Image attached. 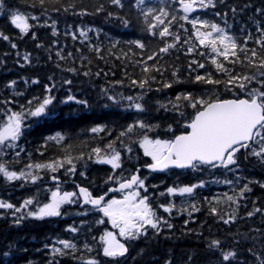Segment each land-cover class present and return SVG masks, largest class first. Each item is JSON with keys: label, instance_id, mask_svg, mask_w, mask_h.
Returning a JSON list of instances; mask_svg holds the SVG:
<instances>
[{"label": "trees", "instance_id": "1", "mask_svg": "<svg viewBox=\"0 0 264 264\" xmlns=\"http://www.w3.org/2000/svg\"><path fill=\"white\" fill-rule=\"evenodd\" d=\"M6 7H18L22 12L42 16V10L30 7L33 0H0ZM73 0H59V3L67 5ZM172 3L173 0H167ZM216 7L214 9L197 10L195 15L203 19L215 21L221 26L227 20L230 25L229 32L234 35L239 43H244L243 37L251 33L255 39L256 22L259 21L264 25V15L257 13L256 9H264V0H214ZM75 3L87 8L86 15H79L72 11L48 12L38 22L29 20L33 25L30 32L20 36L7 20L3 10H0V32L8 35L11 42L17 44V48H11L8 41L0 39V101H9L7 105L0 103V108H12L18 110L19 105L26 104L27 100L34 96L43 95V85L48 84L52 89V94L56 97L54 105L51 106L49 118L39 125H35L24 131L23 136L18 139V147L13 149L5 148V155L0 157L9 162V167L19 171L28 164L29 160L35 162H45L62 155L61 146L55 142H49L44 147V138L47 136L61 133L65 136L64 146L72 144L76 146L73 154H77L82 144H87L85 151V160L78 162L77 171L72 175H66L63 169L58 171L61 188L64 191L74 190L75 184L89 187L95 195L107 192L108 187H115L114 183H107V177L112 174L110 165L95 162L87 159L88 151L91 147H103L110 140H114L118 132L126 126L127 123L134 119H144L149 123L159 125L156 135L161 138H168V125H172L173 131L179 133L180 127L184 123L180 120L177 124V114L171 110L159 107L160 104H166L173 99L178 92L189 91L200 94L211 89L202 84H193L189 79L187 72L188 62L193 59H201L205 63L204 72L215 74L214 67L210 62L201 57L199 52L195 55H186L188 45L183 41L191 37V25L185 23L184 28L177 29L175 26L172 31L179 32L181 40L177 43L170 54L163 57L162 63L171 64L173 68H178L179 76L183 83L174 84L170 89L155 91L160 87L159 84L150 85L152 91L147 92L144 105L146 112L137 114L135 110L125 109L122 105H113L107 101L106 96L101 89H107L108 94L122 93L123 95H133L138 89L129 86V79H140L142 77L141 69L135 65L139 56H133L129 53L130 58H122V54L128 52V41L141 39L147 45V51L150 52L161 45L158 37H151L142 31V24L137 17L135 9L130 5L135 0H123V8H114L107 0H75ZM99 3L105 4L102 13L95 14L94 6ZM148 6L156 7L159 0H145ZM235 7L236 14L233 15L232 8ZM114 13L112 17L108 12ZM219 12L217 16L215 13ZM226 14V15H225ZM192 14H190L191 16ZM117 16H124L130 20V25L125 27L121 24ZM47 20L48 26L44 21ZM57 21V35L53 36L51 32V21ZM39 26H36V25ZM88 29L87 39L80 37L76 28ZM35 32L36 37L33 39L31 33ZM70 33V34H66ZM76 39L72 38V35ZM194 40V37H191ZM53 41H56L53 44ZM118 41L116 49L109 51L111 44ZM171 42V40L169 41ZM41 44L42 47H37ZM89 45H98L101 52L97 54ZM249 48L255 45L249 41ZM133 52H139L134 45L131 46ZM79 49V51H77ZM60 51L65 59L61 60L56 56ZM206 52V49H200ZM19 53V56L17 55ZM28 53L30 62L23 63V55ZM71 53V56L68 54ZM59 65V66H58ZM195 67V66H193ZM229 67H231L229 65ZM74 68L75 72H69L66 69ZM243 71L242 68H237ZM84 73H88L85 75ZM216 78L222 79L220 75ZM36 79L37 84L31 81ZM161 76L156 74V80L159 81ZM164 79H171V69L164 74ZM9 80L16 83L13 89L5 87ZM69 80L71 83L65 85L64 81ZM115 81H122L121 84H115ZM27 82V83H26ZM255 86V85H253ZM71 92L78 99L88 101V107L78 105L75 102L61 103L64 97ZM22 93V95H15ZM218 95L223 98H231V93L225 95L224 88L221 85ZM190 111V110H189ZM2 118V117H0ZM104 125L110 132H101L92 134L88 131L94 125ZM151 135V134H150ZM127 142V141H125ZM118 146V145H117ZM21 149L23 151H21ZM132 152L122 151V169L115 175L130 176L139 168L138 175L146 178L147 192L144 189H138L142 195L147 194L154 208L160 203H167V196L159 197L157 194L164 192L169 185L191 184L204 180L206 183L203 187L194 190V195L187 200L191 205L193 201L198 202V211L192 213L189 218L187 213H177L173 211L171 216L158 210L168 223L173 225L172 229L166 226L162 228L159 234L149 230L145 237L137 241L130 242L129 253L120 261V264H164L165 260H170L171 264H187L189 256H192L191 264H216L217 254L207 247V242L216 238L222 241L223 247L235 249L237 252L236 264H252L253 257L248 254V249L260 252L264 245V216L259 213L253 217H247L246 212L250 211L256 202L255 207L264 208V188L260 187L264 183V165L254 157H246V153L241 151L237 158L236 172H230L225 169H202L193 172L190 169H172L164 172H148L143 165L150 162V158L144 157L138 144L132 145ZM14 152H20L18 158L14 157ZM18 160V162H17ZM80 171L85 173V177L80 176ZM41 179L35 184L21 181L6 182L0 176V200L9 201L15 205L26 197L36 195L39 191L40 199L45 200L47 196L46 186L54 188L55 184L49 179L47 172H41ZM240 177L239 187L244 183L252 181L249 184L251 191L245 194V197L239 200V207L236 209L237 218L229 224H224L217 216L210 214V206L217 207L221 214L231 212L232 208L225 200L223 204L217 205L214 197L224 198V194H234V188L237 185L222 183L224 180H235ZM156 187L153 188L152 186ZM116 197L121 194H115ZM112 194H109L108 198ZM177 206L181 205V198H173ZM90 205L84 207L80 204L66 205L63 207L62 214L59 217L46 218L44 220H25L20 225L12 223L10 214L3 215L0 210V250H7L9 243H15L19 249L26 251L16 252L15 264H26L31 260L32 264H48L49 253L45 244L52 243V238L69 239L78 246L85 242L92 243L94 252L92 255L100 264H109L108 259L103 257L100 250L96 248L93 238H98L105 226L95 223L99 219L90 211ZM227 218V217H225ZM188 219L189 223L184 224ZM75 226L77 233L66 231L68 226ZM110 228V226H107ZM258 229L259 231H255ZM141 250L143 252L141 253ZM15 251V250H14ZM80 252L75 253L79 257ZM56 264H80L73 255L61 256L56 258Z\"/></svg>", "mask_w": 264, "mask_h": 264}, {"label": "snow or ice", "instance_id": "2", "mask_svg": "<svg viewBox=\"0 0 264 264\" xmlns=\"http://www.w3.org/2000/svg\"><path fill=\"white\" fill-rule=\"evenodd\" d=\"M114 8H123V0H107ZM30 7L42 10V16L22 12L18 7H6L0 2V10H3L7 16L8 22L18 30L20 36L30 32L33 27L29 20L38 22L48 15V12L72 11L79 15L90 14L87 8L73 2L64 5L59 0H33ZM131 8L137 12V17L142 24V31L151 37H158L161 41L160 47L152 50L150 54L143 55L147 51V45L141 39L128 41V52L122 54V58H130L129 53L133 56H139L135 65L141 69L142 77L140 79H129V86L138 89L133 95H123L114 93L109 95L107 89H101L106 96L107 101L113 105H122L125 109L135 110L137 114H144L147 110L144 105V99L147 92L152 91V83L159 84L160 87L155 91L170 89L174 84H180L184 81L179 76L178 68H173L171 64L162 63L163 57L170 54L171 50L176 47L181 40L179 32H173L172 28H184V24L191 25V37L185 39L183 43L188 45L186 55H199L207 59L215 69L212 72H204L205 63L201 59L193 58L188 62L187 72L189 79L193 84H202L211 89L200 94L194 92L182 91L167 101L166 104H160L159 107L168 110L171 106L177 114V124L180 120L184 123L179 125L180 130L177 134L173 131L172 125H168V138H161L156 135L159 125L147 122L144 119H134L127 123L117 134L114 140H110L103 147H91L87 154V159L95 162L110 165L112 174L107 177V183H114L115 187H108L107 192L95 195L89 190V187L75 184L74 190L64 191L58 176V171L63 169L66 175H72L77 171L78 162L85 160L84 148L87 144H82L77 154H73L76 146L68 144L64 146L65 136L61 133L47 136L44 138V147L49 142H55L61 146L62 155L45 162L33 163L29 160L28 164L19 171L9 167L6 159L0 158V176L6 182L21 181L35 184L41 179V172H47L49 179L55 184L54 188L46 186L47 196L45 200L40 199L39 191L36 195L26 197L19 205H15L6 200H0V210L3 215L8 214L12 217L14 225H20L25 220H44L46 218L59 217L62 214L63 207L66 205L80 204L84 207L91 206L90 211L98 215L99 219L95 221L97 225L105 226L98 238H93L96 248L100 250L103 257L108 259L109 264H120L129 253L130 242L137 241L145 237L149 230L159 234L163 227L172 229L173 225L168 223L167 219L159 214L158 210L171 216L173 211L177 213H187L191 218L192 213L197 212L198 206L196 201L191 205L187 204L188 198L194 195V190L205 185L204 180L191 184L169 185L164 192L158 193L159 197L167 196V203H160L154 208L147 194L142 195L138 189H144L147 192L146 178L142 179L136 172L126 177L124 175H115L122 169V151L132 152V145L138 144L144 157L150 158L143 167L149 172H164L172 169H190L193 172L202 169H225L230 172L238 171L237 158L241 151L246 153V157L256 158L264 165V25L259 21L256 22V37L253 39L251 33L243 37L244 43H239L237 38L229 32L230 25L225 20L224 25L203 19L195 15L197 10L214 9L216 4L214 0H173L168 3L167 0H159L156 7L148 6L145 0H135ZM105 9L104 3L94 6V13H102ZM257 13L264 15V9L257 8ZM233 15L236 14L235 7L232 8ZM190 14H192L190 16ZM217 16L219 12L215 13ZM113 12L109 11L108 16L112 17ZM226 15V14H225ZM121 24L125 27L130 25V20L124 16H117ZM48 26L47 20L44 21ZM36 26H39L38 24ZM51 32L53 36L57 35V21H51ZM80 37L87 39L88 29L77 27ZM70 34V33H66ZM33 39L36 33H31ZM73 39L76 36L72 35ZM0 39L8 41L11 48L16 49L17 44L11 42V38L0 32ZM171 40V42H169ZM249 41L254 47L249 48ZM56 41H53L55 44ZM118 41H114L109 51L116 49ZM132 45L139 52H133ZM38 48L41 44L36 45ZM99 54L101 48L96 45H89ZM206 49L207 51H200ZM79 51V49H77ZM19 56V53H17ZM71 56V53L68 54ZM56 56L63 60L65 57L60 51ZM30 62L28 53L23 55V63L26 65ZM229 65L231 67H229ZM59 66V65H58ZM195 66V67H193ZM243 71H238L237 68ZM171 69V79H164V74ZM69 72H75L76 69L68 68ZM87 75L88 73H84ZM156 74L161 76L159 81L156 80ZM216 75L223 78L218 79ZM14 80H9L5 85L8 89H13ZM27 83V82H26ZM32 84L39 83L33 79ZM71 82L65 80L64 84L69 85ZM115 84H121L122 81H115ZM223 86L224 93H231V98H223L218 95L220 86ZM255 85V86H253ZM19 96L22 93H15ZM56 97L52 94L48 84L43 85V95L34 96L27 100L26 104L19 105L18 110L12 108H0V157L5 155L4 149H15L18 147L17 141L24 131L35 125H39L49 118L51 106L54 105ZM75 102L83 107H88V101L78 99L74 94L69 92L61 103ZM7 105L9 101H0ZM190 110V111H189ZM92 134L101 132H110L104 125H94L88 129ZM151 134V135H150ZM127 141V142H125ZM118 145V146H117ZM21 151H23L21 149ZM20 152H14V157L18 158ZM18 162V160H17ZM80 176L85 177V173L80 171ZM222 183L229 185H239L240 177L235 180H224ZM246 182L242 187L234 188V194H224V198L214 197L217 205L223 204L226 200L232 208L231 212L221 214L217 207L210 206L209 211L213 216H217L224 224H229L237 218L236 209L239 207V200L245 197L246 193L251 191L249 184ZM153 188L156 186L153 185ZM264 188V183L260 184ZM121 194L117 198L115 193ZM109 194L112 197L109 199ZM181 198V205L177 206L174 197ZM254 207L246 212L247 217H253L259 213L264 216V208ZM227 217V218H225ZM189 220L186 219L184 224L187 225ZM107 226H110L107 227ZM66 231L77 233L75 226H68ZM255 231H259L256 229ZM209 250L217 254L216 264H236L237 252L235 249L223 247L222 241L212 238L207 242ZM49 253L48 264H56V258L61 256L73 255L80 264H100L92 253L94 248L92 243L85 242L78 248L77 244L69 239L52 238V243L45 244ZM15 250V251H14ZM26 251L19 249L15 243H9L7 250H0V264H15L16 252ZM80 252L79 257L75 253ZM143 250H141V253ZM248 254L253 257L252 264H264V245L260 252L248 249ZM192 256H189L187 264H191ZM26 264H32L29 260ZM164 264H171L170 260H165Z\"/></svg>", "mask_w": 264, "mask_h": 264}, {"label": "rangeland", "instance_id": "3", "mask_svg": "<svg viewBox=\"0 0 264 264\" xmlns=\"http://www.w3.org/2000/svg\"><path fill=\"white\" fill-rule=\"evenodd\" d=\"M120 198V197H119Z\"/></svg>", "mask_w": 264, "mask_h": 264}]
</instances>
